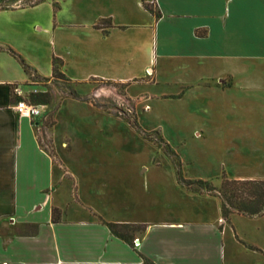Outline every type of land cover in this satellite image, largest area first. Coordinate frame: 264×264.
<instances>
[{
  "label": "crops",
  "instance_id": "0c3cea01",
  "mask_svg": "<svg viewBox=\"0 0 264 264\" xmlns=\"http://www.w3.org/2000/svg\"><path fill=\"white\" fill-rule=\"evenodd\" d=\"M16 16L24 17L6 20ZM102 20L111 26L99 27ZM44 34L53 45L42 55ZM148 36L159 57L179 58L186 111L203 114L219 134L227 126L229 168L222 175L264 180V0H0V264H264V212L225 216L221 196L177 178L174 189H156L139 175L153 169L148 164L128 184L123 174L110 183L107 167L85 164L81 173L71 152L43 147L44 121L17 111L12 84L35 87L25 85L31 75L19 56L44 79L53 77L58 60L71 82L132 81ZM70 66L82 76L69 73ZM110 185L115 194L124 185L144 201L108 209ZM73 191L88 212L72 211ZM55 208L63 212L57 221ZM107 222L145 225L135 236L138 246Z\"/></svg>",
  "mask_w": 264,
  "mask_h": 264
},
{
  "label": "rangeland",
  "instance_id": "374dc122",
  "mask_svg": "<svg viewBox=\"0 0 264 264\" xmlns=\"http://www.w3.org/2000/svg\"><path fill=\"white\" fill-rule=\"evenodd\" d=\"M23 17L6 20L19 21ZM107 26L106 23L100 27ZM145 38L146 42L139 45V57L133 62L137 79L132 81L93 77L88 83H80L59 77L44 79L31 72V79L25 85L35 87H25V91L42 110L38 118L44 121V125L38 129V134L43 147L53 151L56 144L62 152H71L74 165L81 173L86 171L83 167L85 164L92 168L107 167L105 176L110 183H115L122 174L123 179L126 177L124 182L131 183L132 175H136L138 168L148 164L153 169L148 174L139 175L142 178L145 175L150 177L156 189L159 186L174 189L176 178L179 181L181 177L189 179L187 175L214 177L208 181L220 187L223 167L229 168L227 126L224 125V133L219 134L216 125L203 118V114L199 117L195 109L186 111V103L182 99L185 88L180 82L179 58L159 57L155 41L151 40V36ZM40 41L43 44L42 55L46 50L48 54L51 53L53 41L46 34L40 36ZM29 47L32 45L29 44ZM19 58L23 67L22 60L30 65L25 57ZM146 65L153 67L154 72ZM68 70L75 75L82 76L83 73L73 66ZM128 70L125 69L123 75H127ZM1 77L8 75L1 74ZM17 84L21 83L12 84L15 102L18 100L14 91ZM112 85L117 88H112ZM97 86L104 88H95ZM225 101L217 96V102ZM195 105L194 101V108ZM196 129L203 131V136H197ZM156 132L175 151V156L159 142ZM69 182L71 185V180ZM108 190L112 192L106 195L108 200L104 202L108 209L131 207L137 202L141 205L144 201L132 197V190L124 185L119 186V195L115 194L112 185ZM155 201L158 203V200ZM70 207L72 211H89L87 206L80 204L74 191ZM54 210L56 218L62 219L63 212L58 208ZM90 215L94 217L92 213ZM142 226L135 224L131 231L134 236L142 232Z\"/></svg>",
  "mask_w": 264,
  "mask_h": 264
},
{
  "label": "trees",
  "instance_id": "16d2710c",
  "mask_svg": "<svg viewBox=\"0 0 264 264\" xmlns=\"http://www.w3.org/2000/svg\"><path fill=\"white\" fill-rule=\"evenodd\" d=\"M146 7L156 16H160V11L154 4H146ZM106 23L111 26V22H106V20H102L101 22H99L98 26L100 27L101 25ZM22 63L25 70L29 74H31V72L33 71L31 66L26 64L24 60H22ZM53 77L66 78L59 68L58 60H55L54 62ZM156 134L158 135L157 137L159 139V142H161V144H163L168 149V152L170 154L175 156V151L169 147L163 136L158 132H156ZM146 136L149 137V134L147 133ZM180 182L187 185L188 187L207 190L221 196L222 211L225 216H228L234 211H239L247 214H257L264 212V180H235L229 179L224 175L222 176L220 187H217L210 181L203 179L193 180L181 177ZM55 211L56 210L53 211V219L57 221L58 219L55 216ZM99 219L104 221L102 217H99ZM107 224L117 236L121 237L124 240L134 242L135 236L131 231L134 230L135 224L117 222H107ZM144 229L145 225L141 227L142 231ZM142 264L154 263L145 261Z\"/></svg>",
  "mask_w": 264,
  "mask_h": 264
},
{
  "label": "built area",
  "instance_id": "2783aa9c",
  "mask_svg": "<svg viewBox=\"0 0 264 264\" xmlns=\"http://www.w3.org/2000/svg\"><path fill=\"white\" fill-rule=\"evenodd\" d=\"M15 94L18 96L16 102V109L21 115L29 116L30 118H37L41 116V107L31 101L30 96L27 94L21 84H17L14 87ZM138 239L134 240V245L138 246Z\"/></svg>",
  "mask_w": 264,
  "mask_h": 264
}]
</instances>
